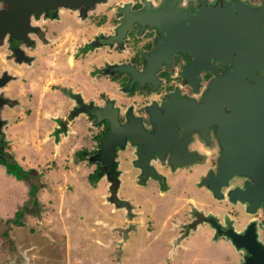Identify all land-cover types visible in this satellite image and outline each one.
Wrapping results in <instances>:
<instances>
[{
    "label": "flooded vegetation",
    "instance_id": "af4514ba",
    "mask_svg": "<svg viewBox=\"0 0 264 264\" xmlns=\"http://www.w3.org/2000/svg\"><path fill=\"white\" fill-rule=\"evenodd\" d=\"M167 1H174L177 9L184 11L190 7L196 8L201 0H75L81 5L79 8L58 5L33 13L24 29L19 30L5 23L13 32L8 31L0 36V170L26 186L25 195L13 211V218L7 220L9 224L12 222L24 227L30 219L43 217L44 209L47 212L55 210L61 201L60 198L57 203L55 196L61 195V188L68 192L75 189L67 182L69 174L73 180L78 175L84 177L88 188H97L104 183V205L110 207L111 213L122 215L123 210H116L114 204L105 199L104 195L110 193L105 179L107 171L93 160L112 128L108 120L97 121L96 116L82 110L89 106L106 107L109 100H113L115 107L119 108V126L126 125L129 116L135 121L139 120L147 133H153L156 124L150 118V108L160 109L172 99L201 102L213 73H197L198 86L195 91L187 80L188 76L183 73V68L193 60L191 54L172 53L170 67L163 65L156 72V88L149 83L140 86L137 81L129 86L131 77H143L148 63L146 56L156 48L159 37L157 28L148 25L141 28L134 23L122 43H104L115 34L125 17L154 13ZM204 1L226 6L236 0ZM238 1L255 7L264 5V0ZM127 6L128 13L120 11V7L123 9ZM147 7L150 11H147ZM7 8V2L0 0V11ZM214 64L220 68L218 73L225 71V66L219 62ZM116 67H127L130 71L120 72ZM176 129L180 139L178 147L181 149L184 143L186 152L192 157L177 155L179 161L190 160L171 165L169 155L161 158L153 152L149 157V166L158 174L155 179L151 175L144 180L136 177L140 176V170L132 167L137 160L139 144H134L131 138L125 136L123 145L116 146L114 173L121 179L118 186L119 204H125L129 210L137 213L135 220L139 226L145 224L149 227L152 224L148 214L145 221L139 220L144 213L140 206L142 203L135 202L131 192L126 189V193L122 191L126 176L135 179L133 185L139 192L156 185L160 197L171 196L173 200L185 195L190 198L179 213L173 215L166 228V232L171 233L169 262L190 250L195 234L189 226L182 225V221L187 220L182 216V210L191 206L205 212L221 211L238 232H245L254 222L257 238L264 243V211L261 208L247 213L244 204L224 199L219 201L206 186L199 184L201 177L207 176L210 170L214 173L217 170L221 149L214 129L209 131V140L196 131L191 132L190 140H184L182 132L178 127ZM31 146L39 150L51 147V157L43 161V167L26 165L25 152ZM59 161L62 162L59 164ZM53 173L62 175V185H55L56 182L52 181ZM246 180L244 176L233 177L230 186L243 187ZM180 189L182 193H176L173 197L172 194ZM196 189L208 192L214 205L199 201ZM223 190L225 192V188ZM224 206L229 207L227 211ZM201 231H209L213 238L212 230ZM4 234L9 235L7 231ZM217 242L232 246L236 258L231 264H245L247 252L237 249L224 237Z\"/></svg>",
    "mask_w": 264,
    "mask_h": 264
},
{
    "label": "water",
    "instance_id": "95a60500",
    "mask_svg": "<svg viewBox=\"0 0 264 264\" xmlns=\"http://www.w3.org/2000/svg\"><path fill=\"white\" fill-rule=\"evenodd\" d=\"M4 1L8 8L0 11V36L12 31L11 27L24 29L33 13L58 5L81 6L75 0ZM119 9L128 13L129 6ZM155 11L128 15L115 34L104 42L122 43L134 23L141 28L146 25L157 28L159 37L156 48L146 56L148 63L143 77H131L129 86L137 81L140 86L149 83L156 88V72L163 65L170 67L172 53L193 56L191 64L183 68V73L188 76L187 80L195 91L198 86L197 73L206 71L213 73V76L206 85L201 102L172 99L160 109L150 108V118L156 124L153 133H147L139 120L135 121L129 116L126 125L119 126V108L115 107L113 100H109L106 107L87 105L90 108H83L82 111L96 116L97 121L108 120L113 129L103 139L102 148L93 160L107 171L104 172L110 193L104 195L105 199L114 204L116 210H123V224L101 222L111 232L120 235L111 240V244L119 248L118 252L123 250L129 236L139 227L135 220L137 213L129 210L125 204H119L118 186L121 179L114 173L116 146L123 145L125 136L140 145L132 168L140 170V176L136 177L144 180L148 175L154 179L158 177L149 166V157L153 152L161 158L169 155L171 165L190 160L179 161L177 155L192 157L186 152L184 143L181 149L178 147L180 139L176 127L182 132L184 140H190L193 131L209 140V131L213 128L221 155L215 173L210 170L207 176L200 178L199 184L206 186L219 201L224 199L244 204L247 213H254L259 208L264 211V5L255 7L236 0L221 6L201 0L196 8L183 11L177 9L174 1H167ZM5 23H10L11 27ZM214 62L225 66V71L218 73L220 68ZM115 69L126 73L129 70L127 67ZM236 176L247 178L243 187L230 186V180ZM182 212L187 219L182 221V225L189 226L194 236L201 230L210 229L213 241L224 237L237 249L247 252L245 264H264V243L257 238L254 222L245 232H238L219 210L205 212L191 206Z\"/></svg>",
    "mask_w": 264,
    "mask_h": 264
},
{
    "label": "rangeland",
    "instance_id": "374dc122",
    "mask_svg": "<svg viewBox=\"0 0 264 264\" xmlns=\"http://www.w3.org/2000/svg\"><path fill=\"white\" fill-rule=\"evenodd\" d=\"M50 151L51 147H43L39 150L35 146H31L25 152L26 159L23 156L26 165L43 167L45 165L43 161L51 157ZM61 162L59 161V164ZM51 175L53 176L52 181L56 182L55 185L63 184L61 174L53 173ZM68 178H72L71 174L68 175ZM134 180L126 176L122 191L126 189V191L131 192L134 199L139 200L140 203L145 201L156 205L158 213L161 212L160 208H163L165 212L171 210V196L161 198L157 188H155L156 185L152 186L153 188L149 186L151 188L146 194L139 192L133 185ZM83 181L84 178L81 175H78L74 180L71 179L72 186L82 190L79 193L78 202H68V206H65L67 207L66 210L72 212L76 218L70 216L71 213L67 216H61V220L57 217L59 209L63 207L60 205L61 195H56L55 201L58 203L59 199L60 203L58 204L60 206L48 212L44 209L42 211L43 217L37 220L34 217L23 227L12 222L9 224L7 220L13 218V211L25 195L26 186L21 181L8 177L0 170V264H231L235 260L236 255L232 246L213 241L209 231H201L194 236L190 243V250L179 257L175 256L170 262L166 256V250H162L163 247L156 245V243H150L146 232L143 235L135 233L128 240L119 258V253H117L119 248L115 252L111 249H105L103 243L94 241L96 237L100 236L102 241L106 243L109 237L119 238V235L108 234L105 241L104 238L107 234L102 232L104 227L101 224H92L90 217L100 216V220L112 223L114 218H122L123 220V216L120 213H111L110 207L104 205L102 200V192L105 190L104 183L97 188H88ZM191 190H193L192 184ZM196 190V198L199 201L213 203L212 196L208 192ZM62 191L64 190L60 192L62 193ZM126 191L124 192L126 193ZM181 191V189L178 192L175 191L172 194L173 197L176 193H182ZM87 198L89 202L84 204V200ZM223 208L227 211L229 207L224 206ZM108 216L112 218L109 219ZM47 223L52 224L51 227L49 226V230ZM64 227L73 230V236H69V241L68 237L61 232ZM79 227L84 228L85 234H82V237L76 234V229ZM4 228L7 230L2 231ZM106 229L108 228L106 227ZM6 231L9 235L4 234Z\"/></svg>",
    "mask_w": 264,
    "mask_h": 264
},
{
    "label": "crops",
    "instance_id": "0c3cea01",
    "mask_svg": "<svg viewBox=\"0 0 264 264\" xmlns=\"http://www.w3.org/2000/svg\"><path fill=\"white\" fill-rule=\"evenodd\" d=\"M85 181H86V179L84 178L83 182H85ZM67 182H71V179H68ZM61 189L64 190L63 188H61ZM81 190L82 189H79V188L75 187V189L72 192H68V191H65V190L62 191L61 196H60V198H61V204L60 205H62L63 208L59 209V212L57 214V217L60 218V220L62 218L61 216H67L70 213H71L70 216L72 215L73 218H76V216L74 217V214L72 212H68L66 210L67 207H65V206H68V202H70V203L78 202V199H79L78 196H79V193H81ZM147 191L148 190H143L142 192L144 194H146ZM161 198H164V197L162 196ZM188 200H190V198H187L185 195H181L178 198H175V199L172 200L171 210H169L168 212H165V210L163 208H160L161 212H159V213H158V211L156 209V205H153L151 203H147L145 201L141 202L142 204L140 206H141L142 210L144 211V213H143V217L140 218L139 220L145 221V218H146L145 215L148 214V216L152 219L153 222H152V224L149 227H146L145 224L142 225V226H139L140 228H138V231L137 232H133L131 234V237L133 235H135V233L143 235V233L146 232V236L149 237V242L150 243H156V245L162 246L163 247L162 250L165 249L166 252H167L166 256L169 257V249L171 247V237H170L171 233L170 232H166V228L169 225V221H170V219H172L173 215L179 213L180 208L182 206H184L185 202L188 201ZM134 201L135 202H139V200H134ZM87 202H89L88 198L84 200V204L87 203ZM177 203H178V205L176 206ZM61 210L63 211L62 214H61ZM51 216H53V215L51 214ZM3 217H5V216H3ZM97 218H99V219H97ZM100 218H101L100 216L99 217H90V222L92 224H98V225L101 224L104 227V231H102V232L107 234V236L104 238L105 241H106V239L108 237V234L109 233L110 234L111 233L114 234V233L111 232L110 230L106 229L105 225L101 223L102 221L100 220ZM107 218L111 219L112 217L108 216ZM52 222L54 223V220H52ZM122 223H123L122 218L121 219H115L114 218V220H113V222L111 224L117 225V224H122ZM47 224L46 225L48 226V230H49V226L51 227L52 224H49V223H47ZM70 229L69 228L65 229V227H64L63 230H61V232H63V234L68 237V241H69V238L71 236H73V230L72 229L70 230ZM76 234L80 235V237H82L81 235L85 234L84 233V228L83 227L77 228L76 229ZM109 238L110 239L106 243H104L102 241L100 236L96 237L94 241H96L97 243H100V244L103 243L104 244L103 246H104L105 249H111V250L117 252L118 247L116 245L111 244V240L114 239V237L111 236ZM127 242H128V240H127ZM127 242L125 243V245L127 244ZM125 245H124V247H125ZM122 251L123 250H120L119 252H117V253H119V256H118L119 258H120V255L122 254ZM158 264H160V263H158Z\"/></svg>",
    "mask_w": 264,
    "mask_h": 264
}]
</instances>
